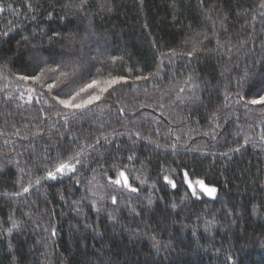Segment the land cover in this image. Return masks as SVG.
Returning a JSON list of instances; mask_svg holds the SVG:
<instances>
[{
  "label": "trees",
  "instance_id": "16d2710c",
  "mask_svg": "<svg viewBox=\"0 0 264 264\" xmlns=\"http://www.w3.org/2000/svg\"><path fill=\"white\" fill-rule=\"evenodd\" d=\"M261 3L0 0V264H264ZM64 64L51 93L17 80ZM110 77L83 111L53 99Z\"/></svg>",
  "mask_w": 264,
  "mask_h": 264
},
{
  "label": "snow or ice",
  "instance_id": "6c2138e0",
  "mask_svg": "<svg viewBox=\"0 0 264 264\" xmlns=\"http://www.w3.org/2000/svg\"><path fill=\"white\" fill-rule=\"evenodd\" d=\"M261 8H264V3H261L260 5ZM255 19V17H253ZM198 51L197 48H193L191 52L187 53L189 57L194 55ZM31 57L34 61L35 67L39 69L42 65L49 63L50 61L47 60L44 56V54L40 50H36L33 53H31ZM54 63V61H51ZM78 71L77 68L74 66H69L67 64H64L63 70L51 67V68H46L44 71H41L39 75H33V76H26V75H20L17 77V80L23 81L25 83L31 82L33 84H39L41 88H45L46 90L51 93L54 88L58 86V82H60L61 78L67 79L73 75L76 74ZM59 72L58 77L56 78L57 82L56 83H48L45 85L44 80L47 77L48 73H56ZM157 73H149L148 76H138L136 79H148L150 76H155ZM121 77H110L106 80H97L93 79L90 83H85L83 84L82 87H79V90L72 92L69 89H63L61 92L57 93L53 99H56L57 103L61 105L65 109H69L70 112L75 113L78 111H83L84 109L89 108L90 105L96 103L99 101L104 93L108 92V90L115 84H118L121 82ZM99 89L98 92L92 93L89 92L90 89ZM29 92L33 91L32 89H28ZM183 91V89H181ZM64 93H67V98H59L61 95ZM84 93H88L87 96H84ZM258 98L256 99H250L245 101L246 105H257V104H264V95H259L257 94ZM21 98H23V94H21ZM65 118H67V114L65 115ZM19 134V133H17ZM250 138L245 139V143H248ZM261 139H264V136L261 137ZM86 146L80 149L79 152L76 153L75 156L69 157L68 160L66 161H59L55 165V170H49L47 172V178L50 179H56V174L60 173L63 174L64 172H74L76 170V165L81 163L80 156L87 150ZM175 147V145H173ZM239 149L237 148L236 151ZM131 159V157H130ZM185 177H187V173H185ZM167 182L169 184H172L173 187H175V184L173 181L169 180L167 177H165ZM40 179L35 180V184H39ZM112 184L120 185L122 184L123 187L129 188L130 185L128 183V177L125 175L123 171L119 172V178L112 180ZM197 185L200 186L201 190L207 193L208 195H213L216 192V189L214 187H206L204 184L203 180H197L195 182ZM189 187H192L191 183L189 184ZM131 191H136L135 188H131ZM29 188L24 187L23 192H28ZM19 193H17L18 195ZM193 195H195V191H193ZM112 202L116 203V198L112 197ZM18 227V224L13 222L12 228ZM11 228L9 229V232H11ZM52 235H55V230H53Z\"/></svg>",
  "mask_w": 264,
  "mask_h": 264
},
{
  "label": "rangeland",
  "instance_id": "374dc122",
  "mask_svg": "<svg viewBox=\"0 0 264 264\" xmlns=\"http://www.w3.org/2000/svg\"><path fill=\"white\" fill-rule=\"evenodd\" d=\"M191 184H192V191H195L196 194H200L202 192L205 193L204 191L201 190L200 186L197 185L196 183H191ZM205 195H208V194L205 193Z\"/></svg>",
  "mask_w": 264,
  "mask_h": 264
}]
</instances>
